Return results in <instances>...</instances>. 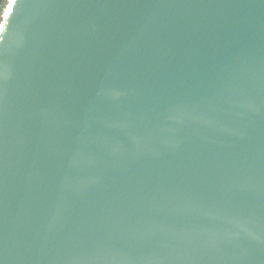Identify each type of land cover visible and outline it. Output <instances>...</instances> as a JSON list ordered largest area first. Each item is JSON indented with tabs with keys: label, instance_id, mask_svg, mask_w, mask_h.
<instances>
[{
	"label": "water",
	"instance_id": "1",
	"mask_svg": "<svg viewBox=\"0 0 264 264\" xmlns=\"http://www.w3.org/2000/svg\"><path fill=\"white\" fill-rule=\"evenodd\" d=\"M4 11L0 264H264V0Z\"/></svg>",
	"mask_w": 264,
	"mask_h": 264
},
{
	"label": "trees",
	"instance_id": "2",
	"mask_svg": "<svg viewBox=\"0 0 264 264\" xmlns=\"http://www.w3.org/2000/svg\"><path fill=\"white\" fill-rule=\"evenodd\" d=\"M6 2H7V0H0V15L3 12V9H4L5 5H6Z\"/></svg>",
	"mask_w": 264,
	"mask_h": 264
},
{
	"label": "rangeland",
	"instance_id": "3",
	"mask_svg": "<svg viewBox=\"0 0 264 264\" xmlns=\"http://www.w3.org/2000/svg\"><path fill=\"white\" fill-rule=\"evenodd\" d=\"M6 4H7V2H6ZM5 8H6V5H5L4 9H5ZM4 9H3L2 14L0 15V24H1V22H2V15H3V13H4Z\"/></svg>",
	"mask_w": 264,
	"mask_h": 264
},
{
	"label": "bare ground",
	"instance_id": "4",
	"mask_svg": "<svg viewBox=\"0 0 264 264\" xmlns=\"http://www.w3.org/2000/svg\"><path fill=\"white\" fill-rule=\"evenodd\" d=\"M11 1H12V0H8V3H7V4L11 3ZM4 12H5V11H4ZM3 20H4V16H2V22H3Z\"/></svg>",
	"mask_w": 264,
	"mask_h": 264
},
{
	"label": "snow or ice",
	"instance_id": "5",
	"mask_svg": "<svg viewBox=\"0 0 264 264\" xmlns=\"http://www.w3.org/2000/svg\"><path fill=\"white\" fill-rule=\"evenodd\" d=\"M12 9L11 8H9V11H11Z\"/></svg>",
	"mask_w": 264,
	"mask_h": 264
}]
</instances>
